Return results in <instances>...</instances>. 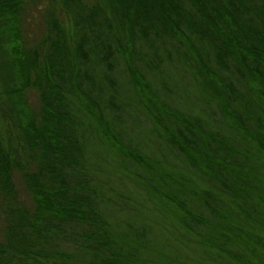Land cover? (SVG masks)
Listing matches in <instances>:
<instances>
[{
    "label": "trees",
    "instance_id": "16d2710c",
    "mask_svg": "<svg viewBox=\"0 0 264 264\" xmlns=\"http://www.w3.org/2000/svg\"><path fill=\"white\" fill-rule=\"evenodd\" d=\"M47 4L0 0V264H264V0Z\"/></svg>",
    "mask_w": 264,
    "mask_h": 264
},
{
    "label": "rangeland",
    "instance_id": "374dc122",
    "mask_svg": "<svg viewBox=\"0 0 264 264\" xmlns=\"http://www.w3.org/2000/svg\"><path fill=\"white\" fill-rule=\"evenodd\" d=\"M45 3H48L47 4L48 9H50L51 13H54V16H53L54 18L57 17V20L62 22V24H64V26L67 28L69 26H71V18L66 17L65 15H62L64 13V10H62V8H61L62 7V5L60 4L61 0H45ZM61 11H62V14H60ZM42 27H44V26L42 25ZM36 33H37L36 36H31V40L37 41V40H39V38L41 39L42 35L44 37H47V31L45 29H41V32H36ZM152 84H153V88L157 92H159V93L164 92L167 94L166 89L161 84H159V82L154 81ZM189 85H190V88H188V87L184 88L182 85H179L180 88H178V91L183 89L180 93L181 97L184 100L188 99L190 101H195L197 104H201L200 99H198L195 96L191 97L192 95H195L197 93V91L200 92L199 86L197 88L196 83L194 81H192V79L190 80ZM29 100H30L31 104H35V98H29ZM36 103H37V101H36ZM208 111L210 112V116H213V119H211V121H210V124L213 126L214 124L217 123V120L219 119V115L216 112V110L211 106H210V108H208ZM134 112H136V111H134V109L133 110L129 109L128 118H130V119L133 117L136 118L135 116L139 115V113H134ZM0 114H1V112H0ZM140 116L143 117L141 114H140ZM1 122H3V121H1V119H0V123ZM134 122H135V120H134ZM131 125H132V122H131ZM3 127L4 128L5 127L10 128V132H11V127L6 123V121L3 122ZM132 128L134 129L133 126H132ZM140 130L143 131L142 128L141 129L139 127L136 128L135 132L132 135V136H134V138L132 140H134V139L140 140L141 145H145L144 148L150 147V150H151L154 157L160 159L161 162L164 164H166V162H167L166 158H167L169 160L170 164H172V167L170 166V164H167V165L173 169L177 168L178 166L176 164H178V162H175V159L177 160V156L175 155V154H177V152L173 151V149H170L166 144L159 142L155 135H148V136L145 135V138H143V136L141 137L140 135H138ZM180 169L183 170V167H181ZM193 181L195 182V180H193ZM132 187L134 188V189H132V192L134 194H138V193L141 194L140 191L143 192L142 189L140 190V189L136 188L135 186H132ZM213 188L216 189L215 186H213ZM18 189H19V187H18ZM17 199L22 200L23 202L26 201L25 196L23 195L21 190L18 191ZM190 201L192 202L193 200H190ZM56 247L62 253H65L66 251L70 250L69 247L67 246V244L63 240H57L56 241Z\"/></svg>",
    "mask_w": 264,
    "mask_h": 264
}]
</instances>
